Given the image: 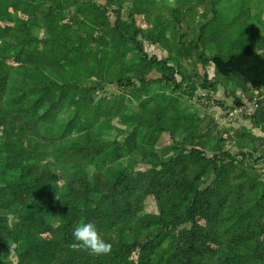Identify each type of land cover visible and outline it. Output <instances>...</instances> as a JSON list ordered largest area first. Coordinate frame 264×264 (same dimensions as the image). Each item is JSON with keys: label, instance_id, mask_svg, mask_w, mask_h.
I'll use <instances>...</instances> for the list:
<instances>
[{"label": "trees", "instance_id": "trees-1", "mask_svg": "<svg viewBox=\"0 0 264 264\" xmlns=\"http://www.w3.org/2000/svg\"><path fill=\"white\" fill-rule=\"evenodd\" d=\"M217 2L0 0V264H264V135L235 154L202 150L223 135L203 113L224 104L199 64H212L228 93L260 92L251 120L264 131L257 41L204 56L207 24L197 31L194 15ZM91 12L103 19L89 22ZM145 42L169 50L158 56ZM85 57L96 72L82 69ZM233 105L244 104L233 95ZM89 222L108 255L69 247Z\"/></svg>", "mask_w": 264, "mask_h": 264}, {"label": "rangeland", "instance_id": "rangeland-1", "mask_svg": "<svg viewBox=\"0 0 264 264\" xmlns=\"http://www.w3.org/2000/svg\"><path fill=\"white\" fill-rule=\"evenodd\" d=\"M103 1V0H102ZM167 4L173 6L176 5V0H163ZM217 12H214L213 8L208 7L207 9H200L197 15H194V20L199 21L200 25L197 26V31H200V27L207 24L206 30L204 31V44L205 51L204 56L214 55L219 53L221 55L228 56L229 53H237L244 47L250 40H255L261 52L264 54V0H218L216 5ZM207 12L206 18H202L203 13ZM179 15H184L185 10H178ZM178 15V16H179ZM103 19L102 15L95 12H91L88 15V20L91 23H96L97 21ZM192 22V21H191ZM190 22V23H191ZM114 34L111 29V24L107 25L106 35L108 38L112 37ZM106 41V40H105ZM104 41V42H105ZM7 43L4 42V45ZM263 46V48L260 47ZM145 48L148 52L156 53L158 56L164 51L169 49L159 45H151L145 42ZM171 51V50H170ZM55 50L50 54L51 60L53 62L56 59ZM37 53V58L39 57V52ZM45 55V51H41ZM80 65L84 71L92 73L96 72V63L90 57H85L81 60ZM189 71V68L187 69ZM198 70L200 73H207L208 77L213 78L218 81L217 88L213 92V98L223 102L224 107L220 105H212L206 110L205 114L206 120L210 121L214 119L217 123L215 132L222 131L223 135L214 134L210 139L208 145L202 150L206 155H219L221 149H225L229 153H238L239 149H246L252 146L254 140V134L259 133V137L264 135L263 128L261 125L252 122L249 118V114L245 116L243 112L240 113V108H234L233 105V95L241 88H235L234 93H228V86L225 81H220L218 77L215 76L214 67L212 64H199ZM152 77H159V73L155 70L151 73ZM177 79L180 76L177 75ZM222 79V78H221ZM225 83V86H224ZM151 95L158 93L160 89L152 88ZM93 89L89 90L85 98V101H89L91 95L93 94ZM202 91H200V94ZM260 92H250L247 98V93L241 91L240 95H236L244 100L242 103L246 107L253 106V100H257V96ZM142 105H150V100L146 96L144 100L139 104L141 112L144 113ZM170 105L175 107L180 113L184 108L185 104L175 93L172 95ZM196 106L205 105V102H196ZM193 127L198 128L200 131H204V123L200 122L199 119L193 118L191 124ZM263 132V133H262ZM191 141V135L187 136V142ZM242 159V156H240ZM105 171L103 172V174ZM262 181H264V174L260 175ZM199 182L196 183V185ZM242 195V194H241ZM252 198L257 199V196H252ZM149 211L153 212L155 215L157 213L155 202L150 201ZM4 238L0 239V244L4 242ZM215 260V259H212Z\"/></svg>", "mask_w": 264, "mask_h": 264}, {"label": "clouds", "instance_id": "clouds-1", "mask_svg": "<svg viewBox=\"0 0 264 264\" xmlns=\"http://www.w3.org/2000/svg\"><path fill=\"white\" fill-rule=\"evenodd\" d=\"M72 235L74 242L69 246L72 250H83L91 256L108 255L112 250V244L101 237L94 223L78 225Z\"/></svg>", "mask_w": 264, "mask_h": 264}, {"label": "built area", "instance_id": "built-area-1", "mask_svg": "<svg viewBox=\"0 0 264 264\" xmlns=\"http://www.w3.org/2000/svg\"><path fill=\"white\" fill-rule=\"evenodd\" d=\"M253 102V106H251V107H246V106H242V107H240V109H239V111H240V113L241 112H243L244 114H245V116L247 115V114H249V118H250V120L252 119V114L255 112V109L258 107V104H259V102H258V100H253L252 101ZM252 121V120H251ZM261 127H262V125H261Z\"/></svg>", "mask_w": 264, "mask_h": 264}, {"label": "crops", "instance_id": "crops-1", "mask_svg": "<svg viewBox=\"0 0 264 264\" xmlns=\"http://www.w3.org/2000/svg\"><path fill=\"white\" fill-rule=\"evenodd\" d=\"M214 67V66H213ZM210 78V77H209ZM210 79H213V78H210ZM242 87V88H241ZM237 88H241V89H239L237 92H236V95H240V92L243 90V91H245L246 93H247V98L249 97V93L250 92H255V91H258V90H251V89H249L246 85H244V86H237L236 87V89ZM235 91V90H234ZM234 91H232V92H230V93H234ZM259 92V91H258ZM237 97H239V96H237ZM241 98V97H240ZM244 100H242V98H241V102H243ZM255 111H256V109H255Z\"/></svg>", "mask_w": 264, "mask_h": 264}]
</instances>
